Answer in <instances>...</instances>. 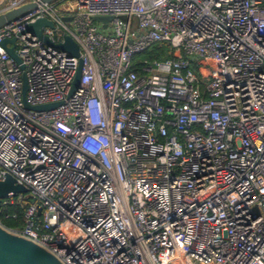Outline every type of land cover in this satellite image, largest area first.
<instances>
[{
  "label": "built area",
  "instance_id": "built-area-1",
  "mask_svg": "<svg viewBox=\"0 0 264 264\" xmlns=\"http://www.w3.org/2000/svg\"><path fill=\"white\" fill-rule=\"evenodd\" d=\"M28 4L0 26V179L32 200L12 231L62 264H264V0H0V15ZM37 18L79 57L19 35ZM156 43L169 56L137 74ZM23 73L30 106L58 104L26 108Z\"/></svg>",
  "mask_w": 264,
  "mask_h": 264
},
{
  "label": "water",
  "instance_id": "water-1",
  "mask_svg": "<svg viewBox=\"0 0 264 264\" xmlns=\"http://www.w3.org/2000/svg\"><path fill=\"white\" fill-rule=\"evenodd\" d=\"M51 1V0H43ZM33 4H28L21 6L17 9L11 10L7 13L0 15V26L4 24L7 20L14 18L15 16L23 13L25 10L31 8ZM111 19L110 16H94L93 20L103 23V28L106 27V23ZM66 21L69 18H65ZM45 26L53 27V23L46 18H37L35 21L28 23L24 31L20 32L19 35L24 33H32L38 40L53 45L63 51L69 53V55L74 57H79V46L78 44L69 36L63 35V42L58 44H53L47 36L42 34V29ZM11 46L8 47L7 44ZM15 37L5 38L2 41L9 56L16 62L20 63L19 57L14 51L15 47ZM23 69V65H20ZM82 62L79 60L78 68L73 78L71 84V90L69 95H71L78 87L80 76H81ZM26 78L25 74H22V100L26 108L33 110H44L51 108L58 103H48L36 106H30L25 100L26 91ZM27 193V188L23 185L17 184L14 178L6 174L3 179H0V201L9 196L22 195ZM40 212V211H39ZM38 212V213H39ZM0 264H62L53 254L48 252L46 249L41 247L39 244L24 238L23 236L17 234L16 232L7 229L0 224Z\"/></svg>",
  "mask_w": 264,
  "mask_h": 264
},
{
  "label": "trees",
  "instance_id": "trees-1",
  "mask_svg": "<svg viewBox=\"0 0 264 264\" xmlns=\"http://www.w3.org/2000/svg\"><path fill=\"white\" fill-rule=\"evenodd\" d=\"M168 47L165 44L156 43L148 49L134 55L132 59V69L139 75L143 74V60H161L167 58ZM31 198L28 194H22L19 200L12 203L0 205V224L10 230H19L24 225V212L27 206L31 203Z\"/></svg>",
  "mask_w": 264,
  "mask_h": 264
},
{
  "label": "rangeland",
  "instance_id": "rangeland-1",
  "mask_svg": "<svg viewBox=\"0 0 264 264\" xmlns=\"http://www.w3.org/2000/svg\"><path fill=\"white\" fill-rule=\"evenodd\" d=\"M134 23H135V20H133V24ZM193 70L195 71V66L194 65H193ZM196 75H197V79L200 81L201 89L203 90L204 89L203 87L205 86V84H207V82L209 80H202L197 73H196Z\"/></svg>",
  "mask_w": 264,
  "mask_h": 264
}]
</instances>
